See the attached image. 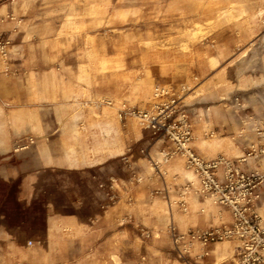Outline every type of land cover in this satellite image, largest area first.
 <instances>
[{
	"label": "rangeland",
	"instance_id": "rangeland-1",
	"mask_svg": "<svg viewBox=\"0 0 264 264\" xmlns=\"http://www.w3.org/2000/svg\"><path fill=\"white\" fill-rule=\"evenodd\" d=\"M225 1L0 0V264L232 261L247 235L178 246L234 222L184 150L231 162L264 236V0ZM165 101L171 132L125 114Z\"/></svg>",
	"mask_w": 264,
	"mask_h": 264
},
{
	"label": "built area",
	"instance_id": "built-area-1",
	"mask_svg": "<svg viewBox=\"0 0 264 264\" xmlns=\"http://www.w3.org/2000/svg\"><path fill=\"white\" fill-rule=\"evenodd\" d=\"M169 94L168 90L164 87L158 86L155 90V96H164ZM170 102L165 101L158 104L156 107L157 114H154L150 110L136 108L133 110H125V114L137 115L141 118L142 122L146 124L147 128L154 130H167V132L174 131L177 125L174 123H168L167 108H169ZM187 155L190 166L195 169L199 184L198 191L203 195H212L224 206L230 208L233 212L234 222L231 225H222L209 229H195L188 233L177 234L176 241L179 244V248H190L196 243L203 246H209L210 244L223 240L226 238H245L246 240H238L239 245L237 247V257L232 261L223 262L222 264H264V236H259V233L253 229V231L247 230L243 217L249 210V191L245 188H239L236 178L238 174L237 170H234L231 166V162L215 159L211 161H204L198 156L194 155L190 150L182 151ZM226 162V179L224 181L219 180L215 174V169L219 164ZM242 179L244 176H241Z\"/></svg>",
	"mask_w": 264,
	"mask_h": 264
},
{
	"label": "bare ground",
	"instance_id": "bare-ground-1",
	"mask_svg": "<svg viewBox=\"0 0 264 264\" xmlns=\"http://www.w3.org/2000/svg\"><path fill=\"white\" fill-rule=\"evenodd\" d=\"M227 1V0H226ZM225 1V2H226ZM246 2V1H245ZM236 3V2H235ZM240 3V2H239ZM232 4V3H231ZM234 4V3H233ZM237 4V3H236ZM4 5V4H3ZM204 6V5H203ZM202 6V7H203ZM192 8V7H191ZM224 8V7H223ZM92 12H93V10H92ZM263 12V11H262ZM209 13V12H208ZM207 14V13H206ZM75 21V20H74ZM101 61V60H100ZM106 61V60H105ZM109 62V61H108ZM105 63H107V62H105ZM108 64V63H107ZM104 65V64H103ZM46 75V74H45ZM56 75H57V73H56ZM56 77H58V76H56ZM49 78V77H48ZM47 78V79H48ZM126 79V78H125ZM121 80H122V78H121ZM123 80H124V78H123ZM139 80H140V78H139ZM139 80H138V82H139ZM142 80H143V78H142ZM142 80H140V82H142ZM125 82V81H124ZM137 82V81H136ZM132 83V82H131ZM130 83V84H131ZM46 84V83H45ZM141 84V83H140ZM153 84V83H152ZM63 85V84H62ZM45 87H46V85H45ZM47 88H48V85H47ZM59 89V88H58ZM68 89V88H67ZM64 90V89H63ZM49 91V90H48ZM41 92V91H40ZM64 92H66V91H64ZM48 93V92H47ZM71 93V92H70ZM44 94V93H43ZM45 94H46V92H45ZM51 95H52V93H50ZM66 94V93H65ZM67 95V94H66ZM48 96V95H47ZM50 96V95H49ZM55 96H56V94H55ZM117 96V95H116ZM46 97V96H45ZM50 98V97H49ZM58 98V97H57ZM116 98V97H115ZM46 99V98H45ZM54 99V98H53ZM70 99V98H69ZM141 99V98H140ZM70 101V100H69ZM82 102V101H81ZM91 102V101H90ZM151 102H153V101H151ZM69 103V102H68ZM77 103V102H76ZM88 103V102H87ZM145 103V102H144ZM65 104V103H64ZM72 105V104H71ZM82 105V104H81ZM80 105V106H81ZM60 106V105H59ZM63 106V105H62ZM61 106V107H62ZM83 107H85V106H83ZM58 108V107H57ZM24 110V109H23ZM111 111H113V110H111ZM103 112H105V111H103ZM109 113V112H108ZM11 114V113H10ZM25 114V113H24ZM24 114H23V112L22 111H15V112H13V115H14V117H15V120H17L18 121V119L19 118H21V117H23L24 116ZM26 114H27V111H26ZM114 114V113H113ZM76 115V114H75ZM79 115V114H78ZM77 116V115H76ZM81 117V116H80ZM10 119V118H9ZM14 120V119H13ZM24 121V120H23ZM112 121V120H111ZM19 122H21V121H19ZM13 123V122H12ZM17 123V122H16ZM36 123V122H35ZM40 123V122H39ZM12 125H14V124H12ZM15 126V125H14ZM37 126V125H36ZM101 127V126H100ZM106 127V126H105ZM107 128H108V126H107ZM37 129V128H36ZM112 129V128H111ZM109 131V130H108ZM198 140V139H197ZM107 142V141H106ZM215 142V141H214ZM109 143V142H108ZM222 143V142H221ZM99 150H103V151H106L107 149H105L107 146H105L104 144H105V142H102V141H100L99 142ZM113 144H114V142H110V147H112L113 146ZM210 144V143H209ZM220 144V143H219ZM120 147V146H119ZM223 148V147H222ZM18 149V148H17ZM113 149H115V148H113ZM111 150V149H110ZM116 150H118V149H116ZM115 150V151H116ZM98 151V150H97ZM217 151V150H216ZM122 152V151H121ZM218 152V151H217ZM115 154V153H114ZM117 155V154H116ZM183 155V154H182ZM65 156V155H64ZM66 158H68V157H66ZM85 158V157H84ZM173 158V157H172ZM68 160V159H67ZM183 161H180L179 163H178V169L179 170H182L184 173H185V175L187 176V177H189V179H191V180H193V181H195V182H197V177H196V175L191 171V170H189V169H187V166L186 167H184V165H183V163H182ZM185 163V162H184ZM173 165H175V164H173ZM258 165V164H257ZM170 167V166H169ZM174 175V174H173ZM193 184V183H192ZM198 185V184H197ZM189 186V185H188ZM197 189V188H196ZM193 190V189H192ZM191 191V190H190ZM189 191V192H190ZM188 194V193H187ZM203 197V196H202ZM186 198V197H185ZM156 199V198H155ZM158 201H160V200H158ZM183 201V200H182ZM178 202V201H177ZM188 202V201H187ZM186 202V203H187ZM198 202V201H197ZM207 202V201H206ZM208 202H210L213 206H215V200L213 199V198H209L208 199ZM207 202V203H208ZM154 203H155V201H154ZM180 203V202H179ZM185 203V202H184ZM217 203H219V202H217ZM197 205V204H196ZM185 206V205H184ZM180 207V206H179ZM189 207V206H188ZM196 207V206H195ZM164 208V207H163ZM190 209V208H189ZM162 210V209H161ZM176 210H178V209H176ZM183 210V209H182ZM165 211V210H164ZM189 211V210H188ZM179 212V211H178ZM195 213H196V211H194ZM200 212V211H199ZM227 212V211H226ZM168 213V212H167ZM204 213V212H203ZM180 214V213H179ZM227 214V213H226ZM227 216H228V214H227ZM159 217V216H158ZM164 217V216H163ZM195 217H196V215H195ZM186 218H187V216H186ZM189 218V217H188ZM215 218V217H214ZM168 219V218H167ZM193 220V219H192ZM206 220V219H205ZM176 221V220H175ZM226 223V222H225ZM183 224H185L184 222H183ZM53 225H55V224H53ZM70 229V228H69ZM67 230V229H66ZM186 230V229H185ZM57 231V230H56ZM75 232V231H74ZM58 234V233H57ZM62 234V233H61ZM52 235V234H51ZM57 237V236H56ZM53 238V237H52ZM59 240V239H58ZM225 241V240H224ZM54 243V242H53ZM57 243H58V241H57ZM54 245H56V244H54ZM57 246V245H56ZM59 246V245H58ZM192 247V246H191ZM195 249V248H194ZM215 252V251H214ZM232 252V251H231ZM216 253H217V251H216ZM230 254H232V253H230ZM229 254V255H230ZM222 256H224V254H222ZM231 256V255H230ZM224 259V257H221V259ZM220 259V258H219ZM219 259H218V261H219Z\"/></svg>",
	"mask_w": 264,
	"mask_h": 264
},
{
	"label": "crops",
	"instance_id": "crops-1",
	"mask_svg": "<svg viewBox=\"0 0 264 264\" xmlns=\"http://www.w3.org/2000/svg\"><path fill=\"white\" fill-rule=\"evenodd\" d=\"M9 172H10V170L7 171V170L4 169V170L0 171V176H1V177H5V176L3 175V173L5 174V173H9Z\"/></svg>",
	"mask_w": 264,
	"mask_h": 264
}]
</instances>
